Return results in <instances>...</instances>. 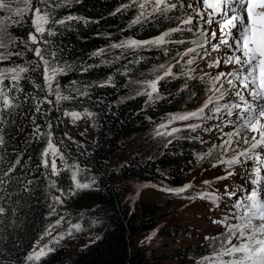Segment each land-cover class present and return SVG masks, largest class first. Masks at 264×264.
I'll use <instances>...</instances> for the list:
<instances>
[{"label":"trees","instance_id":"1","mask_svg":"<svg viewBox=\"0 0 264 264\" xmlns=\"http://www.w3.org/2000/svg\"><path fill=\"white\" fill-rule=\"evenodd\" d=\"M142 3L144 0H60V7L49 9L51 20L42 37L35 33L30 11L22 20L13 17L19 22H11L6 35V54L12 55L3 62L28 71L18 82L9 78L0 86L11 100L7 108L0 100V208L4 209L0 212V264H169L167 254L159 250L161 240L150 237L158 232L164 237L180 233L179 228L174 232L161 224L168 215L166 209L172 214V203H182L162 187L172 189L185 183L197 141L189 134L168 131L148 157L123 159L119 153L144 130L167 116H176L204 89L202 84L187 89L186 81L173 72L157 81V91L149 86L169 63L184 64L194 34L183 25L184 30L172 32L160 46L112 47L127 40L157 37L168 28L170 10L153 12V0L143 9ZM33 4L46 8L36 0ZM141 13L140 21L133 23ZM68 16L76 19L51 22ZM48 30L54 34L48 35ZM30 34L37 35V43L29 40ZM37 47L50 67L64 69L53 80L52 92L45 86L43 62L34 52ZM97 52L100 54L93 55ZM57 86L69 99L48 98L55 96ZM71 112L80 113V119L65 115ZM49 140L59 155L51 150L47 157L43 155ZM53 159L59 175L52 174ZM216 159L220 158L206 159L205 165ZM74 171L80 183L91 187L77 190ZM132 183L152 184L146 190L159 193V198L126 199L124 191ZM57 196L62 203L54 199ZM69 213H76L73 220L82 223L86 244L76 238L68 244L57 243L54 249L51 243L53 251L39 261H29L28 255L48 226L74 229L71 217L66 216ZM94 236L98 239L91 243ZM203 249L194 246L172 253L186 262L203 256Z\"/></svg>","mask_w":264,"mask_h":264},{"label":"snow or ice","instance_id":"2","mask_svg":"<svg viewBox=\"0 0 264 264\" xmlns=\"http://www.w3.org/2000/svg\"><path fill=\"white\" fill-rule=\"evenodd\" d=\"M135 3V0H133ZM152 0H144V3L140 4V8L143 9ZM14 4H24V8H13ZM37 5H45V9L37 6L33 8L32 0H0V11L9 13L6 17H0V33H4L7 30L8 22H19L14 21L13 17H19L21 20L24 14L31 11L32 19L31 23L35 29V33L40 34L41 37L45 33V25L50 23L49 9L52 6L60 7V0H36ZM161 5L164 7L161 8ZM127 7V6H125ZM177 5L174 3H169V0H155V7L153 12L169 11L172 8H176ZM183 7V5H181ZM191 7V5H188ZM201 8L203 9L201 11ZM119 11V9L117 10ZM196 16L199 21L212 28L211 32L208 33L213 40H218L219 43L212 45V47L218 50L221 46H225L232 50L231 55L224 58V64L235 65L233 71L219 74L211 78V91L213 95L208 98L205 104L198 110L183 115H176L171 118L169 123L176 120H189L193 117H200L204 113V109L208 108L209 105L215 104L213 109L216 113H221L222 110L227 116L231 117L235 111V118L226 121L228 124H232L235 130L227 134L228 139L220 146L227 150L232 146L233 137L237 138V142L241 139L244 144H249V139L245 135L241 137L242 132L247 133H258L259 139L256 136H252L253 143L250 147L245 148L243 151L239 152L237 155L233 156L228 160H221L219 163L227 164L229 167L241 162L240 157L245 159H252L258 161V165L252 170L254 172V178L251 180L252 187L247 192V194L240 198L237 196L236 192H232L230 195L237 196L234 202V213L231 220H225L227 231L222 234V247L219 252H214L210 256L204 257L199 264H264V176H261V171L264 169V158L256 152L258 148H264V0H199L198 6L194 9ZM138 16L133 23H138L142 18ZM76 19L75 17L68 16L63 20H54L51 22L64 24L66 21H71ZM193 23V17H188L186 20L181 21L183 25H191ZM184 29L177 27L175 29H170L169 31L163 33L162 35L149 40V41H137V40H127L122 44H115L112 47H129V48H139L145 45H155L160 46L165 43L166 37H169L172 32L182 31ZM187 31L191 32L192 28H188ZM217 31L220 33L217 36ZM51 30H48V35H53ZM205 31L199 30V35L197 40L192 41L196 44L198 48H203L201 40L205 38ZM29 40L35 44L37 43V35L30 34ZM46 43V41H45ZM0 48H7V45L0 40ZM103 50H101L102 52ZM196 48H189L184 55L188 53L195 52ZM35 55L39 57L40 61L43 62V71L45 83L48 85V90L53 91L52 82L55 80L56 76L64 72L63 68L50 67L49 61L41 55V49L39 47L34 49ZM100 52L94 53L93 55H99ZM12 54L8 53L5 55L0 52V61H5L10 58ZM54 57L55 53H51ZM188 64L193 63L192 60L187 61ZM221 64L220 60L215 61L216 67ZM213 65H210V67ZM164 66L161 65V68ZM28 69L24 67L16 68H0V86L3 85L5 79H11L13 82H18L22 76V73L27 72ZM172 74L171 67L164 72L163 76H158L156 81L150 82V87L152 92L157 91L156 83L157 81L163 79L165 76ZM224 81L221 82V78ZM220 86L217 87V83ZM224 83L229 86L228 89L224 88ZM231 91L234 97L238 100L235 103H224L220 104L219 101L224 99V96ZM152 92L148 93L149 98L152 96ZM219 93V95H216ZM250 97L248 99L246 97ZM55 95L57 101L64 99L67 100L69 97L62 96L59 92V88L55 89ZM0 100L3 102L5 108L11 106V100L9 99L7 93L0 88ZM50 102V101H49ZM39 110V109H37ZM91 116V113H85ZM65 115L71 116L74 120L80 119L81 114L76 112L65 113ZM161 128L166 127V125H161ZM189 127L195 128L197 125H189ZM173 132L178 131V129L173 128ZM161 133L158 131L157 135ZM171 134V133H169ZM3 143L2 137H0V144ZM49 150L52 151L54 155H59L58 151L54 148L53 144L49 140L48 148L45 149L44 156L47 157ZM63 159V156H60ZM17 164L20 163L19 160L16 161ZM45 167L49 166V161L44 160ZM52 174L59 175L57 171L56 162L53 159L51 161ZM67 167V166H66ZM11 171V169H10ZM231 175V173H229ZM72 180L75 183V188L77 190L88 189L91 187L88 183H80L77 180V172L72 173ZM207 183V182H206ZM55 184L53 183V187ZM191 185H185L183 188L179 189H164L165 191H173L177 194L184 192L186 189L190 188ZM75 194V192L71 193ZM57 202L62 203L60 197H54ZM215 199V197H211ZM4 209L0 208V212ZM63 218H61L62 220ZM236 221V222H232ZM60 220L56 221V224H60ZM55 225H50V229L54 228ZM76 231L80 230V225H73ZM46 236L51 235V231L45 232ZM71 235V229L68 232ZM43 239V237H41ZM59 239H63V235L53 237L50 243H58ZM233 240L238 241V243H233ZM39 242H37V245ZM48 245H44L32 254H29L27 259L29 261H39L42 256L48 254V252L53 251ZM228 257V259H224Z\"/></svg>","mask_w":264,"mask_h":264},{"label":"rangeland","instance_id":"3","mask_svg":"<svg viewBox=\"0 0 264 264\" xmlns=\"http://www.w3.org/2000/svg\"><path fill=\"white\" fill-rule=\"evenodd\" d=\"M153 1L155 2V0ZM198 2L199 0H169L170 4L174 3L177 5V7L173 8L170 13V24L176 22V27L182 25L181 21L186 20L187 16H190V14L195 13L194 9L197 8ZM181 5H183V7H181ZM188 5H191V7H188ZM8 14L9 13L7 12L0 11V17H6ZM185 27L186 29L192 28L191 32L194 34V40H197L199 30H204L206 33L205 36H208L209 44L204 48L196 50V54H188L184 64H178V61L169 63L159 76H161L168 67H171L173 73H176L178 77H182L186 81L187 89H194V86H197L198 84L211 81V78L220 72L228 73L234 70L236 67L235 65L223 63L224 58L231 55L232 50L225 46H221L218 50L212 47V45L219 43L218 40H213L208 34L215 26L209 27L206 24L202 25V22L200 21H194L191 25H185ZM219 35L220 33L217 31V36ZM0 40L7 45L6 31L0 33ZM0 52L7 55L6 48H0ZM188 60H192L193 63L188 64ZM216 60L221 61L219 67L214 66ZM210 65L213 66L210 67ZM0 68L10 67H8V64L0 61ZM45 85L47 84L45 83ZM201 88L204 89V86ZM210 96H212V91L202 94L199 98L189 100L187 102L188 106L181 109L183 112L180 115H183L184 111L191 110L202 102H205ZM219 103H230V96L225 95L224 99L220 100ZM214 107L215 104L209 105L208 108L204 109L203 115L200 116L205 121V124L200 131V139L198 140L197 149L194 151V159L190 163L191 166H189L188 173L185 176L186 182L196 186H199L203 180L208 178L212 179L223 171L220 166H212V161L209 162L208 166L205 165V162L200 163V161L217 157L222 158L223 155L228 154L230 149L237 143V138L233 137V143L230 148L225 150V148L220 147L224 141L228 139L227 134L234 131L235 127L238 125L234 126L228 124L226 121L232 120L234 117L227 116L223 110L221 113H216L213 111ZM173 116L174 115L167 116L151 128L141 132L138 137L134 138L133 143L130 142L127 146L123 147L119 153V157L128 159L133 155H140L142 157L150 156L153 147L162 143L166 139L167 132H173V128L178 129V131H175L177 133L188 134L189 130L186 129L187 127H185V124L181 120L169 123ZM161 125H166V127L161 128ZM158 131L161 133L160 135H157ZM242 134L249 135L250 133L242 132ZM219 161L220 159H216V162ZM241 163L242 162H240V165ZM236 167V165L231 166L232 169H236ZM253 178L254 176L251 172L237 176L231 184L220 188V196L218 197V200L213 203L210 202L206 195H202L199 199H190L188 201L176 198L182 201V203L173 202L172 205L175 207V211L171 214L169 210L166 209V214L168 215H166L161 221V224L164 223V225H162L164 228L169 227L174 232L176 228H180V234H174L171 237H164V233L158 232L155 237H150L152 240H161L159 250L161 249V251L167 254L169 264H199L204 257L210 256V254L221 250V237L222 234L227 231L223 221L231 220L235 211L234 202L236 201L237 196L243 198L247 194L252 187L251 180ZM148 186L153 185L148 183H132L124 191L126 199H158L159 193L153 190H146V187L148 188ZM162 189L166 188L162 187ZM232 192H236L237 196L230 195ZM182 204L184 207L179 209L178 207ZM214 225L219 226V228L215 229ZM68 232L66 234H68ZM142 236L149 239V235L144 232L142 233ZM53 237L54 233L52 231L50 236L45 235L43 239H40L39 245L35 247L30 254L39 251L44 245L51 247L50 241ZM68 239L74 241V238ZM233 243H238V241L233 240ZM194 246H204V255L201 257H190L186 262L182 261L184 259H179L173 256L172 251L174 249L184 252ZM224 259H228V257H224Z\"/></svg>","mask_w":264,"mask_h":264},{"label":"clouds","instance_id":"4","mask_svg":"<svg viewBox=\"0 0 264 264\" xmlns=\"http://www.w3.org/2000/svg\"><path fill=\"white\" fill-rule=\"evenodd\" d=\"M211 255V254H210Z\"/></svg>","mask_w":264,"mask_h":264}]
</instances>
